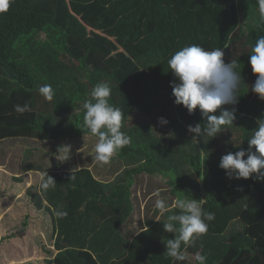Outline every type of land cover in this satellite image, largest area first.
<instances>
[{
    "label": "trees",
    "instance_id": "16d2710c",
    "mask_svg": "<svg viewBox=\"0 0 264 264\" xmlns=\"http://www.w3.org/2000/svg\"><path fill=\"white\" fill-rule=\"evenodd\" d=\"M260 36L264 0H14L0 13V139L28 137L48 149L65 141L70 157L78 150L89 158L85 145L98 138L83 127L82 105L99 83L110 86V103L123 113L121 131L131 137L99 164L102 179L85 166L64 170L73 162L62 164L59 150H23L19 173L47 171L56 181L44 191L39 180L25 192L51 219L48 264H174L164 244L174 236L163 223L180 213L175 201L186 195L215 214L195 246L182 245L187 257L202 252L206 264H264V181L230 179L218 166L222 155L248 148L264 119L249 64ZM193 44L222 48L226 63L238 61L243 81L233 125L211 139L193 138L186 126L204 122L199 110L190 115L172 95L168 60ZM44 84L55 90L51 102L39 93ZM25 103L30 112H15ZM158 117L169 123L160 125ZM48 157L51 168L44 170ZM155 176L164 186L153 190L148 178ZM162 189L174 196L166 201L171 211L148 216L141 194Z\"/></svg>",
    "mask_w": 264,
    "mask_h": 264
},
{
    "label": "clouds",
    "instance_id": "9594fccd",
    "mask_svg": "<svg viewBox=\"0 0 264 264\" xmlns=\"http://www.w3.org/2000/svg\"><path fill=\"white\" fill-rule=\"evenodd\" d=\"M13 3L14 0H0V13L7 12ZM224 55L222 48L209 51L193 44L176 51L168 60L169 69L175 77L170 82L174 103L185 107L190 115L199 110L204 121L186 126L187 131L197 140L204 136L209 139L216 137L227 126L233 125L236 119L235 106L239 101L238 93L243 81L240 72L236 71L238 61L226 63ZM249 64L252 73L256 74L251 90L259 99L264 100V36H260L253 46ZM39 93L49 102L55 96V90L50 84L42 85ZM110 95V86L99 83L93 88L91 99L85 100L82 105L83 127L98 138L94 151L95 160L100 164L109 163L121 149L131 143V137L121 131L123 113L110 103ZM14 110L22 115L30 112L31 108L25 103L23 106L15 105ZM158 123L166 125L169 121L165 117H158ZM58 150L62 153L59 161L69 159L70 145H62ZM218 166L225 170V175L230 179L254 178L264 181V119L257 120V127L248 139V148L222 155ZM55 185L56 181L47 171L41 173L40 189L47 191ZM175 208L180 213L169 215L167 222L163 223L164 231L174 236L164 243L166 255L172 258L174 264L188 259L182 245L185 249L195 246L196 241L207 233L208 222L215 219V214L205 212L198 199L187 195L175 201ZM155 209L161 215L171 211L162 198L156 199ZM194 260L196 264H206L207 255L197 252Z\"/></svg>",
    "mask_w": 264,
    "mask_h": 264
},
{
    "label": "rangeland",
    "instance_id": "374dc122",
    "mask_svg": "<svg viewBox=\"0 0 264 264\" xmlns=\"http://www.w3.org/2000/svg\"><path fill=\"white\" fill-rule=\"evenodd\" d=\"M89 33L90 29L87 31V34ZM75 38L77 43L79 37L76 36ZM155 126H158V124H155ZM62 142L67 145L65 141ZM62 142L58 141L52 144L51 149H48L42 144L43 141H33L27 138L0 139V233L2 234L0 237V264L5 258L11 261L20 260L22 264H48L46 261L51 258L50 247L53 244V241L50 240L51 219L42 211H38L25 194L27 187L38 182L39 175L37 172L19 173L20 156L23 155V150L28 146H40L57 154L58 145ZM91 144V141L87 142L90 149ZM39 148H37L36 153L43 152ZM48 166H50V162L45 160L43 167L46 169ZM14 175L20 176L23 182L18 184L11 178ZM157 176L147 177L149 182L154 184V190L164 186L156 181ZM150 179L152 180L150 181ZM157 193L163 196L162 199L167 202L174 201V196L169 192V189L159 190L154 195H157ZM141 197H143L142 194ZM156 197L158 196L148 199L145 209L155 206ZM149 216L156 217V211ZM10 237L16 238L13 239V241L17 240L16 246L4 243ZM194 256L193 253L188 254V264L196 263Z\"/></svg>",
    "mask_w": 264,
    "mask_h": 264
},
{
    "label": "crops",
    "instance_id": "0c3cea01",
    "mask_svg": "<svg viewBox=\"0 0 264 264\" xmlns=\"http://www.w3.org/2000/svg\"><path fill=\"white\" fill-rule=\"evenodd\" d=\"M97 142L98 141H96V140L95 141H92L91 149H90V147L86 143V145H85V153L88 152L87 149H89V151L91 150V153H90V157L89 158H80V157H78L76 155L78 153V150H77L75 152V155H74L73 158L72 157H69V159H67L68 162H69V164H71V162H73V164H71V166L64 167V170H70V168H72L74 165H76L78 168L79 167H82V166H85V167H88V169L91 170V172L93 173L94 176H96L98 179H102L103 173H100L99 172L100 171V168H99V164L100 163H98L95 160V151L94 150H95V145H96ZM61 144H63V143H61ZM61 144L58 145V148L61 146ZM50 149H51V147H50ZM46 160H48L50 162V157H48ZM62 164H64V162H62ZM50 168H51V166H48V168H46V169L43 167L44 170H49ZM33 172H37V171H33ZM37 174L39 175V178H38V182H39L41 172H37ZM38 182L36 184H34V185H37ZM151 186H153V185H151ZM151 188H153V190H154V187H151ZM155 196H157V195H145L142 198H140L139 204L141 205L142 211L144 210L145 204L148 201V199L149 198H154ZM159 198H161L160 195L158 197H156V199H159ZM147 211H149V215L151 213H153V211H157L158 212V214L156 215V217H158L160 215L159 210L155 209V206H153L152 208H151V206L150 207H147ZM144 216L145 215H142V217H140V219L143 220L144 219ZM133 226H135V225L134 224L133 225H128V226L126 225L121 230H125V229H128V228L131 229ZM1 235L2 234L0 233V237H1ZM13 239H16V238L10 237L4 243L16 246L17 240L16 241H13ZM14 246H11V247L15 248ZM7 255H8V257H10L9 254H7ZM1 264H22V261H20V260L11 261L10 259H6L5 258L4 261L1 262Z\"/></svg>",
    "mask_w": 264,
    "mask_h": 264
}]
</instances>
